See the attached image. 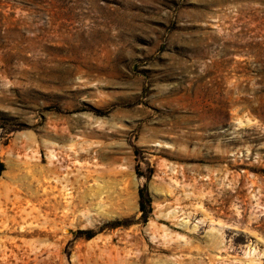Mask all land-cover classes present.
Masks as SVG:
<instances>
[{
  "label": "rangeland",
  "instance_id": "374dc122",
  "mask_svg": "<svg viewBox=\"0 0 264 264\" xmlns=\"http://www.w3.org/2000/svg\"><path fill=\"white\" fill-rule=\"evenodd\" d=\"M0 157V264H264V0H0Z\"/></svg>",
  "mask_w": 264,
  "mask_h": 264
},
{
  "label": "trees",
  "instance_id": "16d2710c",
  "mask_svg": "<svg viewBox=\"0 0 264 264\" xmlns=\"http://www.w3.org/2000/svg\"><path fill=\"white\" fill-rule=\"evenodd\" d=\"M5 169V164L2 161L0 157V175ZM152 175H147L145 176V184L140 188L139 190V204H140V211L142 212V216L144 218V221H147L153 211V206H152V198L149 194L148 190V182L150 180Z\"/></svg>",
  "mask_w": 264,
  "mask_h": 264
},
{
  "label": "bare ground",
  "instance_id": "6f19581e",
  "mask_svg": "<svg viewBox=\"0 0 264 264\" xmlns=\"http://www.w3.org/2000/svg\"><path fill=\"white\" fill-rule=\"evenodd\" d=\"M52 156V155H51ZM54 169V168H53ZM55 170H57V169H55ZM58 180H60V179H58ZM57 180V181H58ZM61 181V180H60ZM55 187V186H54ZM63 190V194L65 195V196H67L68 197V195H69V188H68V186H66V185H64V189H62ZM93 195V194H92ZM97 196V195H96ZM17 200V199H16ZM65 204V203H64ZM64 207H67L68 206V204H65V205H63ZM63 208V207H62ZM67 208H69V207H67ZM66 208H64V210H65ZM95 209V208H94ZM92 213V212H91ZM88 215V214H87ZM90 218V217H89ZM89 222V221H88ZM255 250H257V249H254V251Z\"/></svg>",
  "mask_w": 264,
  "mask_h": 264
}]
</instances>
